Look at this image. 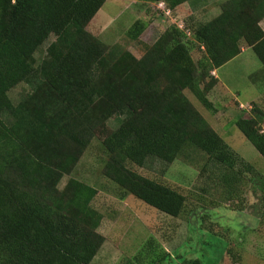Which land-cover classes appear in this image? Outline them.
<instances>
[{"label":"trees","instance_id":"1","mask_svg":"<svg viewBox=\"0 0 264 264\" xmlns=\"http://www.w3.org/2000/svg\"><path fill=\"white\" fill-rule=\"evenodd\" d=\"M106 1L0 0V264H91L105 240L92 205L97 190L75 178L59 185L112 118L119 122L101 142L104 173L124 194L179 217L186 197L127 164L144 166L149 158L171 164L187 148L225 167L226 182H240L235 153L185 90L216 112L207 94L219 79L211 73L243 52L242 42L264 69V0H226L207 22L172 24L145 44L141 58L88 30ZM140 1L169 16L160 2L172 14L193 0ZM146 27L138 18L127 35L140 41ZM52 35L37 64L35 53ZM194 50L201 52L197 60ZM21 82L29 91L14 103L9 92ZM258 110L235 124L264 158ZM173 254L151 235L130 263L187 264Z\"/></svg>","mask_w":264,"mask_h":264},{"label":"rangeland","instance_id":"2","mask_svg":"<svg viewBox=\"0 0 264 264\" xmlns=\"http://www.w3.org/2000/svg\"><path fill=\"white\" fill-rule=\"evenodd\" d=\"M224 1H189L166 16L154 5L140 0H107L88 30L108 46H119L141 58L146 52L145 44H153L168 26L177 24L184 28L207 22L220 13V4ZM138 18L147 22L140 41L127 35ZM54 40L52 35L37 50V64ZM241 46L243 52L211 73L216 77L218 73L219 79L207 94L216 112L206 109L190 90H185L194 106L235 153L234 177L240 182H226L225 167L211 161L208 154L187 148L171 164L156 158H149L144 166L127 164L136 173L186 197L179 217H172L133 194H124L104 173L108 155L101 142L119 122L118 117L110 119L108 125L99 127L74 170L59 185L63 188L70 178H75L97 190L92 205L102 216L98 232L105 240L91 264H131L130 258L134 260L151 235L167 251L185 258L187 264H264L261 256L264 208L261 212L262 205H255V202L264 205V179L252 176L246 168L251 165L264 178V158L235 124L240 116L254 115L257 107L256 117L261 120L264 132V69L255 52L244 42ZM200 56V51H193L195 60ZM27 91L29 86L21 82L9 92V97L18 103Z\"/></svg>","mask_w":264,"mask_h":264},{"label":"built area","instance_id":"3","mask_svg":"<svg viewBox=\"0 0 264 264\" xmlns=\"http://www.w3.org/2000/svg\"><path fill=\"white\" fill-rule=\"evenodd\" d=\"M158 7H159L160 9L164 10V12H165L167 15H170L171 10L168 9V8H166V5H165L164 2H160V3L158 4ZM181 28H182V27H181Z\"/></svg>","mask_w":264,"mask_h":264},{"label":"crops","instance_id":"4","mask_svg":"<svg viewBox=\"0 0 264 264\" xmlns=\"http://www.w3.org/2000/svg\"><path fill=\"white\" fill-rule=\"evenodd\" d=\"M264 19L261 21V26H262V28L264 29ZM217 71V70H216ZM217 77H218V73H217ZM255 205H261V203L260 202H255ZM243 210H241V212H242ZM262 212V211H261ZM261 212H260V215H261ZM263 214V213H262ZM258 232V231H257ZM263 236H264V234H263ZM258 247V246H257ZM172 253V252H171ZM173 254V253H172ZM173 256H174V254H173ZM261 256L262 257H264V249H262V252H261Z\"/></svg>","mask_w":264,"mask_h":264}]
</instances>
